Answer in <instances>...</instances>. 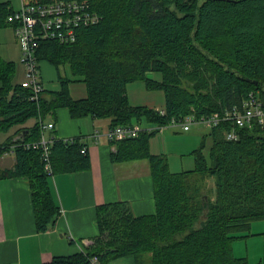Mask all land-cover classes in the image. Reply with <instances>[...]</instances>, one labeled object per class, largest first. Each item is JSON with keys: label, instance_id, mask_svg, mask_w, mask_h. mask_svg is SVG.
Instances as JSON below:
<instances>
[{"label": "trees", "instance_id": "trees-1", "mask_svg": "<svg viewBox=\"0 0 264 264\" xmlns=\"http://www.w3.org/2000/svg\"><path fill=\"white\" fill-rule=\"evenodd\" d=\"M64 1L84 3L97 18L76 28L75 41L39 42V62L59 71L67 65L74 76L60 72V90L45 87L36 98L16 81L15 61L0 55V131L37 118L32 127L17 131H22L17 139L0 143V158L15 153V165L0 167V177L28 178L39 232L54 227L60 215L51 178L91 167L88 149L82 152L87 144L78 138L54 137L53 174L45 169L40 148L24 146L41 138V122L58 109L67 107L74 118L108 119L109 128L210 117L242 108L251 95L264 109V0ZM15 9L12 0H0V28H13L8 16ZM71 81L85 82L86 95L73 97ZM136 81L164 92V113L131 102L128 85ZM233 128L239 138L229 140L226 133ZM158 130L112 141L114 161L148 159L155 212L135 215L123 201L101 204L93 243L43 264H95L94 257L98 264H110L127 255L135 264H253L234 253L233 242L249 235L239 233L250 231L254 221L264 220V123L253 120L240 127L222 120L202 133L193 149L196 167L178 172L170 170L165 155L150 151V136ZM211 178L213 188L207 185Z\"/></svg>", "mask_w": 264, "mask_h": 264}, {"label": "crops", "instance_id": "crops-1", "mask_svg": "<svg viewBox=\"0 0 264 264\" xmlns=\"http://www.w3.org/2000/svg\"><path fill=\"white\" fill-rule=\"evenodd\" d=\"M3 34L5 37V32ZM0 55L6 57L7 53L0 52ZM45 62L49 63L41 61L40 69L41 63ZM45 87L57 91L61 89V83L53 81L51 88L47 83ZM164 106L162 103L160 109L163 110ZM49 121L55 123V129L47 131L48 137L78 138L87 144L91 167L59 172L51 178L60 215L54 227L45 232H39L36 227L28 178L0 177V264H43L56 255H69L90 246L99 235L96 212L101 204L123 201L135 215L149 214L156 210L148 159L114 161L112 151L115 145L104 135L109 129L108 119L91 116L74 118L67 107H62ZM36 122L37 118H31L11 128L0 143L8 137L17 139L22 133L17 132L20 128H30ZM96 130L103 134L98 140L93 136ZM193 131L190 129L186 133ZM200 135V131L195 130L192 135L182 137L195 149L200 142ZM14 165L13 151L0 158L1 168H12ZM110 264H135V259L127 255Z\"/></svg>", "mask_w": 264, "mask_h": 264}, {"label": "built area", "instance_id": "built-area-1", "mask_svg": "<svg viewBox=\"0 0 264 264\" xmlns=\"http://www.w3.org/2000/svg\"><path fill=\"white\" fill-rule=\"evenodd\" d=\"M21 6L8 16V21L14 28L16 39L21 47V61L25 68L26 77L21 80L24 87L31 88L38 97V94L45 89V83L42 78L40 62L38 60L36 50L41 39H57L62 43L72 42L77 39L76 28L82 22L89 23L96 20L97 16H92L86 11L84 3L78 1L55 0L51 3H26L20 0ZM244 102L242 108L233 107L227 109L223 113H214L210 117H201L193 119L187 117L183 122H172L167 125L157 127H142L140 124L128 126L110 127L104 135L111 141L120 140L129 137L138 136L143 130L153 131L155 129H164L169 126H180L183 131L191 129L192 124H203L211 128L218 125L222 120H233L237 126L243 127L251 124L253 120H259L264 123V109L260 100L254 98ZM164 113V110H161ZM42 136L38 140L29 141L24 144L26 148H40L42 151V159L45 169L48 173L53 174L51 163V152L54 137H48L47 131L55 129L53 121L41 122ZM102 132L96 130L93 136L100 139ZM229 140L239 138L237 128H233L226 133ZM15 145H12V149ZM88 148L84 147L82 152H86ZM13 151V150H12ZM93 262L98 264L97 257L93 258Z\"/></svg>", "mask_w": 264, "mask_h": 264}, {"label": "rangeland", "instance_id": "rangeland-1", "mask_svg": "<svg viewBox=\"0 0 264 264\" xmlns=\"http://www.w3.org/2000/svg\"><path fill=\"white\" fill-rule=\"evenodd\" d=\"M12 2L16 9L21 6L20 0H12ZM3 32H5V37ZM14 34L15 33H13V28L11 26L0 28V52H2V54L7 53L6 57L4 55L1 56L7 60L12 59L17 64L18 74L16 81L20 82L26 77V74L24 65L21 61V47ZM60 72L64 76L74 77L67 65L62 67L59 71L56 67L47 62L41 63L42 78L50 88L53 81H59ZM149 76L159 79L161 74L158 72H150ZM69 88L73 97H83L87 92L86 84L83 81H71L69 83ZM128 94L131 102L134 104H151L154 107L158 106V109H160L162 103H164V92L161 90H147L143 81L130 83L128 85ZM53 117V115L48 116L46 121H49V119ZM147 124L148 123L145 121L142 122V127L146 128ZM148 127L155 128L157 127V124H148ZM191 129H194V131H200V142L202 139V133L208 131V127L203 124H192ZM154 132L155 133L150 136V151L153 154L165 155L171 171L178 172L194 169L196 167V160L192 154L193 148H191V143L189 144L182 137L188 134L192 135L193 132L186 133V131H183L180 129V126L177 125H171L167 128ZM6 135L7 132L0 131V140H3ZM209 146L210 143L208 142L206 152H208ZM207 185L209 188L214 187L213 178L208 179ZM247 233L250 234L234 240V253L237 256L248 257L249 261L253 264L264 261V220L254 221L250 231L240 232L239 234L246 235Z\"/></svg>", "mask_w": 264, "mask_h": 264}]
</instances>
